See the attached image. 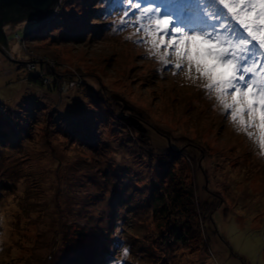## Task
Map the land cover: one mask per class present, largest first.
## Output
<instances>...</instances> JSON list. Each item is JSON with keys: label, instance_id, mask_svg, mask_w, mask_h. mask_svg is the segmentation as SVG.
Here are the masks:
<instances>
[{"label": "rangeland", "instance_id": "1", "mask_svg": "<svg viewBox=\"0 0 264 264\" xmlns=\"http://www.w3.org/2000/svg\"><path fill=\"white\" fill-rule=\"evenodd\" d=\"M114 4L58 0L43 19L3 27L24 62L0 51V264H264V154L202 90L125 39L134 30H117ZM167 143L214 202L198 252L157 242L150 191Z\"/></svg>", "mask_w": 264, "mask_h": 264}, {"label": "snow or ice", "instance_id": "2", "mask_svg": "<svg viewBox=\"0 0 264 264\" xmlns=\"http://www.w3.org/2000/svg\"><path fill=\"white\" fill-rule=\"evenodd\" d=\"M113 12L117 30H134L125 39L202 90L264 154V0H115Z\"/></svg>", "mask_w": 264, "mask_h": 264}, {"label": "trees", "instance_id": "3", "mask_svg": "<svg viewBox=\"0 0 264 264\" xmlns=\"http://www.w3.org/2000/svg\"><path fill=\"white\" fill-rule=\"evenodd\" d=\"M91 1L88 0V2ZM88 11H91L92 14L96 13V10L93 9ZM27 15L29 14L21 13L16 8L6 13L5 18L0 20V44L6 43V33L3 28L6 23L16 21ZM94 26H97V24L92 23L90 25V27ZM45 78L48 79L47 76L38 79V75H36L30 76L29 80L36 84L47 85ZM52 84L53 89L61 88V82ZM69 132L76 139L77 137L78 139L82 138L80 140L85 141V143L89 141L85 139V135H81V132L79 133L73 128H70ZM160 146L154 157L157 168L163 174V179L151 189V207H149L151 220L157 228H161L157 242H160V244H164L168 240L182 242L190 245L187 247L191 249V253L198 252L201 247L210 246L208 242H211V238L210 241L205 242L206 236L204 234L205 229L209 227L215 229L211 214L214 202L207 201L206 196L204 198L198 196L194 184L188 182V177L182 165L183 154L178 149L172 148L168 143ZM213 194L216 195V193Z\"/></svg>", "mask_w": 264, "mask_h": 264}, {"label": "water", "instance_id": "4", "mask_svg": "<svg viewBox=\"0 0 264 264\" xmlns=\"http://www.w3.org/2000/svg\"><path fill=\"white\" fill-rule=\"evenodd\" d=\"M57 1L58 0H0V20L5 18L7 12H10L12 11L13 8H16L21 13L25 12L29 14L30 16H32V18L35 17L36 21H38L40 19L47 17L51 13ZM25 18L26 16L20 19H25ZM11 22L13 21H9L7 23H11ZM0 51L11 60L22 61V60H16L12 58L6 43L5 44L2 43L0 45ZM0 69H1V66H0ZM124 107L125 109H130L131 111L135 110L131 108L130 106H124ZM135 112H138V111L135 110ZM132 115L133 114L129 116H126V115L124 116V114H121L120 116H117V117H119L125 123L136 126L137 129L142 130L141 125L138 123V119H136L135 117L133 118Z\"/></svg>", "mask_w": 264, "mask_h": 264}, {"label": "clouds", "instance_id": "5", "mask_svg": "<svg viewBox=\"0 0 264 264\" xmlns=\"http://www.w3.org/2000/svg\"><path fill=\"white\" fill-rule=\"evenodd\" d=\"M178 76H181V75L178 74ZM181 77H182V76H181Z\"/></svg>", "mask_w": 264, "mask_h": 264}, {"label": "flooded vegetation", "instance_id": "6", "mask_svg": "<svg viewBox=\"0 0 264 264\" xmlns=\"http://www.w3.org/2000/svg\"><path fill=\"white\" fill-rule=\"evenodd\" d=\"M1 45V44H0Z\"/></svg>", "mask_w": 264, "mask_h": 264}]
</instances>
